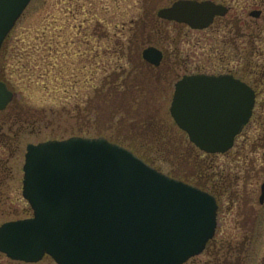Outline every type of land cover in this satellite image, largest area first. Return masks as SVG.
Listing matches in <instances>:
<instances>
[{
  "label": "rangeland",
  "instance_id": "obj_1",
  "mask_svg": "<svg viewBox=\"0 0 264 264\" xmlns=\"http://www.w3.org/2000/svg\"><path fill=\"white\" fill-rule=\"evenodd\" d=\"M258 1L229 0L231 15L249 18L247 12L258 7L254 5ZM163 4L160 0H31L24 9L0 48V80L13 92L7 108L0 111V158L11 179L7 183L11 207L18 212L1 217L0 224L32 215L21 196L27 144L102 136L163 173L211 191L218 200L213 242L226 241L227 248L242 251L240 262L233 254L235 264H264V205L258 204L264 182V75L254 76L259 75L258 65L264 67V23L256 43L262 54L237 58L229 52L230 46L225 55L226 69L238 70L250 84H258L249 122L228 151L183 155L187 136L174 124L169 107L172 81L185 70L177 64L170 73L172 81L157 85L145 74L159 70L141 58V51L151 44L133 41L134 34H141L136 23L155 17ZM196 38L190 36L189 46L181 44L182 57L192 62L188 72L196 67L206 73L226 71L218 61L220 54L207 57L206 40L196 45ZM215 38L220 41L221 35ZM241 196L248 205L241 203ZM259 210L261 236L250 242L254 230L243 229L255 224ZM224 252L220 247L214 258L202 252L187 264H206L223 258ZM0 264L56 263L46 256L36 263L12 261L0 253Z\"/></svg>",
  "mask_w": 264,
  "mask_h": 264
},
{
  "label": "water",
  "instance_id": "obj_2",
  "mask_svg": "<svg viewBox=\"0 0 264 264\" xmlns=\"http://www.w3.org/2000/svg\"><path fill=\"white\" fill-rule=\"evenodd\" d=\"M29 2L0 0V48ZM223 10L210 1L177 0L158 16L204 28ZM143 57L158 65L160 52L149 48ZM12 97L0 81V110ZM254 97L230 75L184 76L170 113L200 150L224 153L248 122ZM23 173L33 215L0 226V252L13 260L48 254L57 264H182L215 232L212 195L104 137L28 144Z\"/></svg>",
  "mask_w": 264,
  "mask_h": 264
},
{
  "label": "flooded vegetation",
  "instance_id": "obj_3",
  "mask_svg": "<svg viewBox=\"0 0 264 264\" xmlns=\"http://www.w3.org/2000/svg\"><path fill=\"white\" fill-rule=\"evenodd\" d=\"M174 1L176 0H160L161 3H164L162 7H168L170 6ZM196 2H203V1H210L215 4H218L221 6L224 10L222 14L215 15L212 22L204 28H192L188 24L183 22H178L175 20H168L164 18L158 17L157 13L156 16H150L149 18H146L145 20H142L140 22L136 23V27L139 29L138 31L141 33L140 35L134 34L133 41H139L141 44L146 41V43L151 44L148 47L155 48L157 51L160 52V61L158 65H153L147 61H145L142 58V53L144 51V48L141 51V58L144 61V64L156 68L159 70V73L157 74H151L146 73L145 77L149 79H154L158 84L161 86L162 82H171L170 79V73L177 70V64L180 68H182L183 74L180 75L176 80L172 81V96L174 92V86L178 80H180L185 75H196V74H229L233 77L246 82L255 92V98H257L258 95V84H250L246 79L239 75L238 70H233L232 68L226 69V49L232 47V51H229L233 53L237 58H247L248 55L254 57L257 55V53H261V50L259 51V48L257 47L256 43L260 39L261 32H262V26L264 23V0H259L258 2H255L254 5L258 6L254 9H251L247 12V16L249 18H241V16H238L236 14H232V7L230 5L229 0H194ZM161 7V8H162ZM80 10H83L81 7ZM100 23V21H98ZM147 29V32H145ZM175 32V33H174ZM195 34V35H194ZM200 34H202L200 36ZM249 34V35H248ZM221 35V40L217 41L216 36ZM190 36H196L197 41H195L196 45L200 43L198 40L204 39L206 40L205 44L207 45V57L211 58L214 54H220L218 56V61L220 64L224 66L223 70H226L224 72L219 73H206L203 72L200 67H196L195 72L189 73L187 70V65L189 66L192 62L189 60V58H186L188 56L182 57V48L181 44L183 42L188 43L190 42ZM138 37V38H137ZM220 43V46L216 47L215 42ZM138 44V43H137ZM184 44V43H183ZM262 54V53H261ZM258 56V55H257ZM194 65H196L194 63ZM204 68V66H203ZM258 74L254 76H261L264 75V67L263 66H257ZM1 69L0 68V78H1ZM188 72V73H186ZM137 74H133L131 76L134 77V80L137 78ZM143 78V77H142ZM258 78H256L257 80ZM149 81V80H148ZM163 87V86H162ZM172 96L170 100V104L172 101ZM7 108V107H6ZM3 123V122H2ZM264 135V133H263ZM6 162H3V159L0 158V218L6 217V216H12L18 213L16 210H12L11 207V198L7 194V183L8 180H11L8 178L9 175L5 174L4 169L1 167V165H5ZM259 170L262 172V166H259ZM258 170V171H259ZM264 182L261 183L260 186V196L258 198V204L259 208H262L264 205V196H262V190H263ZM244 191H248V188L243 189ZM21 196H22V187H21ZM248 200V199H247ZM244 201V196H241V203ZM249 201H244V205H248ZM248 212V211H247ZM262 210L257 211L255 215L256 222L250 229H243V230H254V234L252 233V236L250 235L249 241L251 242V239H254V236L256 239H258L261 234H258L257 231L261 230V224H262V218H260ZM263 213V212H262ZM249 215V214H247ZM249 217V216H248ZM214 238L210 240L206 248L203 252H206L208 255H212L214 258L217 254L218 250H220V247L225 248V252L223 254V258L212 260V262H206V264H235L233 254L237 260V262H240L241 259L239 258L240 255H242V251L238 250L236 248H232L229 246L227 248L226 241L222 243L213 242ZM210 244V248H209ZM218 245H220L219 248ZM212 248H214L212 250ZM194 258H191V260H194ZM190 260L186 261L184 264L189 263ZM192 264H195L194 261H192Z\"/></svg>",
  "mask_w": 264,
  "mask_h": 264
},
{
  "label": "trees",
  "instance_id": "obj_4",
  "mask_svg": "<svg viewBox=\"0 0 264 264\" xmlns=\"http://www.w3.org/2000/svg\"><path fill=\"white\" fill-rule=\"evenodd\" d=\"M185 148L184 151H183V155H190V154H193V153H196L198 152L197 148H195L191 143H189V141H187L186 145H185ZM182 152V151H181ZM185 162H187L185 160ZM189 162V161H188ZM187 162V163H188ZM204 171V170H202Z\"/></svg>",
  "mask_w": 264,
  "mask_h": 264
}]
</instances>
